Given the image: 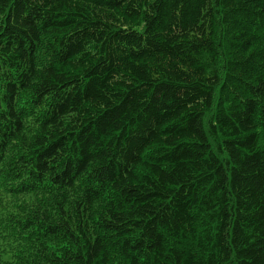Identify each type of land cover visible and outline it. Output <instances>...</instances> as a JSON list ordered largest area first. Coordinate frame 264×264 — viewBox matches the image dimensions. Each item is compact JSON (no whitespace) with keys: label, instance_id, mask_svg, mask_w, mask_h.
I'll use <instances>...</instances> for the list:
<instances>
[{"label":"trees","instance_id":"1","mask_svg":"<svg viewBox=\"0 0 264 264\" xmlns=\"http://www.w3.org/2000/svg\"><path fill=\"white\" fill-rule=\"evenodd\" d=\"M0 264H264V0H0Z\"/></svg>","mask_w":264,"mask_h":264}]
</instances>
